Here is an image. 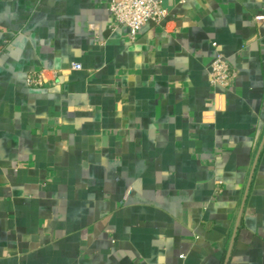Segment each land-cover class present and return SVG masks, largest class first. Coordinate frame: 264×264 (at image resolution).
Here are the masks:
<instances>
[{
  "label": "crops",
  "instance_id": "crops-1",
  "mask_svg": "<svg viewBox=\"0 0 264 264\" xmlns=\"http://www.w3.org/2000/svg\"><path fill=\"white\" fill-rule=\"evenodd\" d=\"M107 1L0 0V264H264V0Z\"/></svg>",
  "mask_w": 264,
  "mask_h": 264
},
{
  "label": "built area",
  "instance_id": "built-area-1",
  "mask_svg": "<svg viewBox=\"0 0 264 264\" xmlns=\"http://www.w3.org/2000/svg\"><path fill=\"white\" fill-rule=\"evenodd\" d=\"M107 10L111 18V26L126 25L131 39H134L139 29L146 23L160 24L169 14L161 0H108ZM254 19L260 22L264 20V15L256 14ZM212 44L216 45L215 42ZM69 68L79 70L82 65L80 62H72ZM207 73L212 86L227 88L234 82L238 71L222 54L216 53L207 66ZM49 74L52 78L48 77ZM61 75L60 69L39 68L25 73L24 82L28 87H42Z\"/></svg>",
  "mask_w": 264,
  "mask_h": 264
},
{
  "label": "water",
  "instance_id": "water-1",
  "mask_svg": "<svg viewBox=\"0 0 264 264\" xmlns=\"http://www.w3.org/2000/svg\"><path fill=\"white\" fill-rule=\"evenodd\" d=\"M254 166H255V161H254V164H253V167H252V169H251V173H250V174H252L253 169H254Z\"/></svg>",
  "mask_w": 264,
  "mask_h": 264
}]
</instances>
